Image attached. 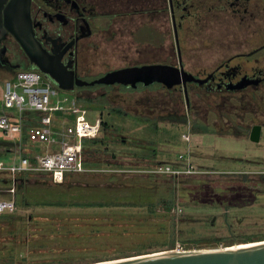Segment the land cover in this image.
<instances>
[{
	"label": "rangeland",
	"instance_id": "obj_1",
	"mask_svg": "<svg viewBox=\"0 0 264 264\" xmlns=\"http://www.w3.org/2000/svg\"><path fill=\"white\" fill-rule=\"evenodd\" d=\"M101 1L99 0L100 4ZM137 22L138 19H132L130 23L125 22L120 31L119 24H113L110 38L98 37L95 40L97 46L89 50L91 67L84 76L86 80L97 79L103 73L120 69L119 67L163 61L168 57V49L175 47L170 33V23L159 15L157 25L162 31L161 35L157 32L150 34L148 28L132 35L133 29L138 25ZM150 35L158 39L150 41L145 38ZM182 46L185 61L193 69L200 66L211 68L216 61L229 56L225 51L217 54L216 45L206 44L197 38L183 41ZM28 69L39 68L31 66ZM16 71L0 68V106L6 83L15 78ZM44 74L58 89V93L52 94L54 99L72 97L77 93L91 97H99L106 93V99H101L102 105L89 104L90 119L101 116L102 120L109 122L112 133L110 140L101 145L108 152L102 150L97 159L86 162L91 168L124 169V172L131 174L132 170L135 172L138 169L144 170L140 165H146L149 159L153 158L163 160L171 166L184 168V162L179 159V154L186 153L190 148L192 163L197 172L193 175H181L180 178L170 177L168 176L170 174L164 173L167 175L153 179L149 195L138 198V201L143 200V203L151 201L159 204L153 214H148L146 207H138L132 209L130 216L125 215L118 219L111 217L110 219L114 220H109L107 224L102 223L100 219L104 217L107 219V216L99 212H91L90 215L95 217L90 220L85 216H74L75 225L80 229L82 238L68 244L65 241L58 242L59 245L52 246L56 247L58 253L71 251L69 260L72 264H87L176 249L178 244L184 247L187 243L191 244V248L188 249L221 247L222 244L198 247L195 243L216 234L217 227L226 218L227 203L245 204L230 207L231 215L237 211L246 215L264 213V193L255 192L246 186H242V190H237L241 186V174L250 173L253 180H264L260 177L261 174L264 176V126L260 141L251 140L249 127L252 117L256 114L259 123L264 125V107L261 109V105L264 106V90L240 100L237 95L233 97V93L227 90L221 92L222 97L217 91L208 92L206 89L192 87L190 88L192 104L188 106L183 90L169 91L157 84L129 89L117 83L111 86L102 83L65 90L48 74ZM115 106L129 114L113 112L111 107ZM220 111H224L226 115L221 117ZM175 114H186V118L182 119ZM142 117H149L150 121ZM194 118H198L201 123L198 128L191 127V119ZM64 119L66 121H63ZM73 122L74 116L66 114L58 118L57 124L67 125ZM184 133H189L191 140H186L183 137ZM102 134L103 132H100V136ZM0 139H8L1 128ZM88 144L91 145L90 142ZM2 152L4 151L0 150V161L5 164L14 161L15 149L13 152L6 151L5 154ZM113 152L116 157H112ZM119 165L122 167L119 168ZM232 183H240L235 186L234 192ZM165 199L169 201L173 199L178 204L167 211L160 204ZM179 209L182 212L179 213ZM147 217H150L148 221L145 219ZM177 217L178 230L174 221ZM63 218L57 217L56 220L64 225ZM211 218L216 221V226L211 224ZM93 220L98 223L95 224ZM93 232L95 234L92 235ZM175 234L177 240L174 248H170L172 246H169V243ZM5 238L2 236V240ZM51 245L48 244V247ZM47 252L40 246H30L26 253L29 258L25 264H63V260L57 259L58 256Z\"/></svg>",
	"mask_w": 264,
	"mask_h": 264
},
{
	"label": "flooded vegetation",
	"instance_id": "obj_2",
	"mask_svg": "<svg viewBox=\"0 0 264 264\" xmlns=\"http://www.w3.org/2000/svg\"><path fill=\"white\" fill-rule=\"evenodd\" d=\"M159 15L170 23L175 47L168 49V57L163 61L123 67L162 63L184 67L197 77L208 78L203 85L188 82L189 97L192 87L220 94L227 90L240 100L264 90V0H102L101 4L99 0H0V68L16 71L36 66L11 31L12 27L23 38L29 39L32 33L50 52H64V64L71 62L70 68L86 80L84 76L91 67L89 50L97 46L95 40L98 37L110 38L113 24H119L120 31V27L132 19H138L132 35L147 28L150 34L161 35L157 25ZM145 38L158 39L154 35ZM192 38L216 45L217 54L225 51L229 56L216 61L211 68L193 69L185 61L182 46L183 41ZM243 78L258 82L238 89L227 86L229 82L236 84ZM117 84L129 89L145 86L142 82L135 88ZM153 84L169 91H184L183 85L168 88L161 82Z\"/></svg>",
	"mask_w": 264,
	"mask_h": 264
},
{
	"label": "trees",
	"instance_id": "obj_3",
	"mask_svg": "<svg viewBox=\"0 0 264 264\" xmlns=\"http://www.w3.org/2000/svg\"><path fill=\"white\" fill-rule=\"evenodd\" d=\"M76 96L78 100L86 104L89 109L91 107L89 104L92 103L100 106L103 103L101 99H106V93H103L99 97L85 96L78 93ZM188 103L189 105L190 103L192 104L190 97ZM263 107L262 104L261 109H263ZM111 109L113 112L129 114L119 106L111 107ZM41 115L40 112L35 110H27L24 112V155L31 159H34L32 150L35 144L30 141L27 130L29 125L40 123ZM225 115L226 113H224V111H220L221 117ZM252 115L255 116L254 113ZM257 115L258 114L252 117V123L249 124L250 129L254 124L260 122ZM167 116L168 115H166V117ZM148 118L149 117H145L144 120L150 121ZM180 118H186V114L181 115ZM200 124L198 118L191 119L192 128H198ZM110 129L111 126L109 122L102 120V136L98 135L97 137L86 138L87 140H84L83 146L86 158V170L80 172H66V177L63 182H53L51 175L43 171H23L18 174L19 182L16 194V209L13 212L0 214V264H25L29 258V255L26 254L28 248L30 246L34 247L35 245L46 249L49 254L58 256L57 259L63 260V264H72L71 260H69V254L72 253L71 251L58 253V251L55 250L56 247L52 246L59 245L58 242L63 243L65 241L68 244L69 242H74L82 238L80 229L75 225L74 216H85L90 220L95 217L94 215H90L91 212H99L107 216V219H104L105 217L100 218L102 223L107 224L109 220H114L110 219L111 217L118 219L125 215L130 216L133 212L132 209H138V207H146V212H148V214L156 212L157 206L159 205L157 202L144 201L146 203H143V200L138 201V198L149 195V188L152 187L151 181L153 179L167 174L144 172L143 169L137 170V172L141 173L132 170L133 172L129 174L124 172V169L98 170L86 164V162L91 161V159H97L102 150H104L101 145L103 146L105 142L110 140L112 134ZM248 133L249 132H247V134ZM89 142L91 145L88 144ZM0 150L4 151L2 154L13 152V142L9 139H0ZM104 151L108 152L107 150ZM111 155L112 157L117 156L115 152ZM163 163H165V161L153 158L149 159L146 165L140 166L144 167V170H147ZM120 167L122 166L119 165V168ZM251 175L250 173L241 174L242 178L240 181L242 182L237 190H242V186H246V188L254 189L255 192L264 193V180H253ZM168 176L175 177L172 175ZM260 177L262 179L264 178L262 174ZM9 182L10 174L6 171H0V185H7ZM238 184L232 183L233 192L235 186ZM160 204L168 211L178 204V202L173 199L170 201L169 199H165V201ZM224 205L225 204H223V206ZM227 205L228 209L226 210L228 213H225L227 218L217 227L218 231L216 234L202 241H199L200 239L197 240L199 242L195 244H198V247H205L208 245L217 246L219 244L227 246L235 243L264 239V229H261L262 227L264 228V221L259 220L264 219V213H250L246 215L237 211L231 215L230 207H240L245 204L227 203ZM20 210H25V212ZM27 210L29 211L27 212ZM63 213L67 214L65 215ZM63 215H65V218H63ZM57 217L63 218L64 225L57 222ZM145 219L148 221L150 217ZM93 221L95 224L98 223V221ZM174 221H176L175 226L178 230L179 217L174 218ZM215 222L216 221L212 219L211 224L216 226ZM260 224H263V226H259ZM93 234H95V232H93L92 235ZM2 236L7 239L5 238L2 240ZM176 236L175 234L171 239L169 246L172 247L170 248H174L173 246L177 240ZM48 244L52 245L48 247ZM185 248H191V244L187 243Z\"/></svg>",
	"mask_w": 264,
	"mask_h": 264
},
{
	"label": "built area",
	"instance_id": "obj_4",
	"mask_svg": "<svg viewBox=\"0 0 264 264\" xmlns=\"http://www.w3.org/2000/svg\"><path fill=\"white\" fill-rule=\"evenodd\" d=\"M56 93L58 89L53 82L38 69L17 70L15 78L6 83L2 96L0 128L13 142L16 153L12 163L5 164L0 161V171L10 174V182L0 185V214L16 209L20 172H47L53 182L60 183L65 180L66 172L86 170L83 142L86 138L100 135L102 118L97 116L91 120L88 106L80 102L76 95L62 99L52 98V94ZM27 110L42 114L40 123L29 125L27 130L30 141L35 144L32 150L34 159L24 155V112ZM66 114L73 115L74 122L67 125L57 124L58 118ZM183 137L191 140L189 133H184ZM179 159L184 162V168L163 163L143 171L167 173L175 177L197 174L190 148L186 153L179 154ZM178 212L182 210L179 209ZM176 249L186 250L180 244Z\"/></svg>",
	"mask_w": 264,
	"mask_h": 264
},
{
	"label": "water",
	"instance_id": "obj_5",
	"mask_svg": "<svg viewBox=\"0 0 264 264\" xmlns=\"http://www.w3.org/2000/svg\"><path fill=\"white\" fill-rule=\"evenodd\" d=\"M11 31L20 41L36 67L48 74L57 82L60 88L65 90H73L76 86H94L102 83H121L135 88L139 82H142L145 86L161 82L168 88H172L175 85H183L185 98L188 103L189 91L187 83L195 81L203 85L208 81V78L197 77L192 72L184 69V67L162 63L123 67L109 71L97 79L85 80L77 76L75 71L70 68L71 62L64 64L62 61L64 52L58 54L55 50L52 52L48 51L42 47L32 33L27 39L19 35L12 27ZM252 82H258V80L243 78L236 84L229 82L227 86L229 89H238ZM262 128V124H254L252 126L250 130L251 140L260 141ZM226 209H228V206H226ZM87 264H264V239L221 247L186 250L168 249Z\"/></svg>",
	"mask_w": 264,
	"mask_h": 264
}]
</instances>
